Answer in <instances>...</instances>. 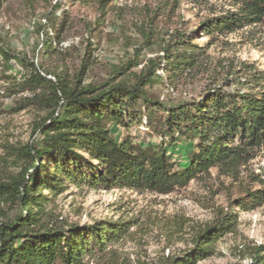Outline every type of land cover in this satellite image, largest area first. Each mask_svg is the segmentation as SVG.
Here are the masks:
<instances>
[{
  "label": "trees",
  "instance_id": "trees-1",
  "mask_svg": "<svg viewBox=\"0 0 264 264\" xmlns=\"http://www.w3.org/2000/svg\"><path fill=\"white\" fill-rule=\"evenodd\" d=\"M109 1L99 0V4L106 7ZM231 1L238 6L236 11L208 16L198 31L177 29L160 39L151 25L141 24L138 31L145 47L157 55L147 59L139 72H132L129 65L115 66L100 85L83 84L81 75L89 65L86 50L81 53L80 75L73 80L67 70L56 73L25 55L0 48L7 63L15 59L24 69L20 80H12L3 94L22 93L26 106L50 110L35 127L34 135L39 137L11 148L17 171L6 179L0 175V204L11 202L17 208L13 217L0 212L4 215L0 221V264H85L87 256L104 255L108 244L131 235L136 219L102 220L81 227H66L63 221L52 219L47 206L70 184L168 195L186 188L192 180L209 177L212 169L234 175L264 147L262 69L243 64L247 74L236 88L228 89L225 79L198 97L171 104L151 96L148 90L157 80L167 78L172 84L199 71L208 59V44L220 36L246 26L264 27V0ZM52 3L20 0L19 5L22 11L32 13L37 7L48 6L42 12L46 23L41 46L50 63L60 64L68 49L64 42L70 13ZM173 4L177 5V0ZM198 33L209 37V42L199 44ZM128 120L143 122L162 143L145 146L129 135L117 139L111 125ZM167 140L171 148L179 142L189 144L185 162L173 160L164 145ZM4 164L7 160L0 156V166ZM236 205L246 211L264 205V182L247 190ZM236 225L237 214L231 205L197 235L192 248L169 264H197L208 258L217 237L232 232ZM247 264H264V245L254 246Z\"/></svg>",
  "mask_w": 264,
  "mask_h": 264
},
{
  "label": "rangeland",
  "instance_id": "rangeland-1",
  "mask_svg": "<svg viewBox=\"0 0 264 264\" xmlns=\"http://www.w3.org/2000/svg\"><path fill=\"white\" fill-rule=\"evenodd\" d=\"M173 2L110 0L102 7L99 0H53V5L60 4L70 13L68 39L64 42L68 49L58 64L50 63L41 46L46 23L42 12L48 6L37 7L34 13L24 12L20 0H0V48L25 55L56 73L67 70L73 80L80 75L81 53L86 50L89 65L86 74L81 75L83 84L100 85L109 79L115 66L129 65L132 72H139L147 59L157 55L145 47L138 31L141 24L151 25L159 33L157 38L163 39L177 29L198 31L208 16L238 8L231 0H177V5ZM196 41L203 45L209 42V37L198 33ZM89 45L91 49L87 50ZM206 52L208 59L199 71L172 84L167 78L157 80L148 88L150 95L171 104L198 97L225 79L228 89L236 88L238 80L247 74L243 64L264 70V27L246 26L220 36L208 44ZM23 73L17 60L10 59L7 63L0 55V156L8 163L0 166L4 179L17 171L9 153L11 148L39 137L34 135L35 127L50 113L35 105L26 106L22 93L3 94V89L9 88L15 78L20 80ZM159 73L164 76L162 70ZM111 129L119 140L129 135L134 142L145 146L162 143V138L148 130L143 122L128 120L111 125ZM164 145L173 160L185 162L187 142L171 148L167 140ZM263 182L264 147L234 175L212 169L209 177L192 180L186 188L168 195L70 184L47 206L46 212L52 219L63 221L66 227H81L102 220L136 219L137 225L131 228L130 236L108 244L104 255L87 256L85 264H169L192 248L197 235L232 205L237 214L235 229L218 236L212 245V255L197 264H247L254 246L264 245V205L246 211L236 204L247 190L259 188ZM1 210L13 217L17 208L11 202H4L0 204ZM3 216L0 215V221Z\"/></svg>",
  "mask_w": 264,
  "mask_h": 264
}]
</instances>
